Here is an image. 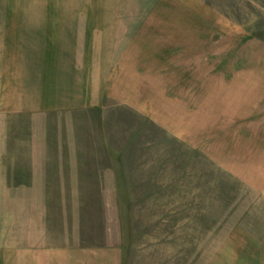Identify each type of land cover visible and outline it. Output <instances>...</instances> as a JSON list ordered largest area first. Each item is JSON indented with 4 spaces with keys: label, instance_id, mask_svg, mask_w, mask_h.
Segmentation results:
<instances>
[{
    "label": "rangeland",
    "instance_id": "rangeland-1",
    "mask_svg": "<svg viewBox=\"0 0 264 264\" xmlns=\"http://www.w3.org/2000/svg\"><path fill=\"white\" fill-rule=\"evenodd\" d=\"M41 3H49V15L61 16V5L84 14L93 6L94 15L133 17L135 26L157 22L166 42L179 44L182 75L198 84L183 94L190 97L182 95L179 109L166 106L165 127L109 105L101 126L123 181L117 198L49 200V224L58 223L54 211L74 215L86 207V232L75 238L122 244L124 264H264V188L251 185L264 186V154L249 140L264 139V120L237 118L240 107L243 115L264 116V94L254 109L239 104L237 86L264 83V0H0V17L44 14L34 8ZM34 58L1 55L0 88L13 90L15 76L21 87ZM225 80L236 81L226 95ZM29 124L28 116L0 111V264H28V254L20 253L32 239L67 237L52 225L48 235L31 229L42 201L4 192L11 149L30 141ZM238 125L246 128L240 148L232 140L237 135L225 134L226 127L239 132Z\"/></svg>",
    "mask_w": 264,
    "mask_h": 264
},
{
    "label": "crops",
    "instance_id": "crops-1",
    "mask_svg": "<svg viewBox=\"0 0 264 264\" xmlns=\"http://www.w3.org/2000/svg\"><path fill=\"white\" fill-rule=\"evenodd\" d=\"M35 7L50 8L49 3ZM61 7V16L49 15L47 9L29 18L0 17V32L4 35L0 39V56L35 57L21 87L16 86L15 76L13 90L0 88V111L28 116L31 130L29 142L15 143L11 149L5 175L9 191L4 192L14 194L13 198L44 203L45 207L33 211L41 217L37 223L31 221L34 231L39 228L48 235L52 225L62 236L67 232L66 239L60 242L48 236L32 239L28 250L20 253L28 254V264H124L122 244L75 238L74 233L82 237L86 232V207L78 208L74 215L54 211L58 223L49 224L48 201L117 198V185L123 181L112 146L106 141L107 130L101 126L105 109L120 105L165 127L161 120L166 106L174 104L175 110L179 109L176 107L182 106V95L192 92L191 88L198 84L182 75L180 47L176 48L179 44L166 42L165 32L159 30L157 22L143 20L135 26L133 17L94 15L93 6L87 14L80 9L71 11L67 5ZM23 24L29 27L28 34ZM5 77L11 79L10 74ZM235 82L225 80V95ZM237 86L239 104L248 102L255 109L263 103V82L245 81ZM183 96L190 97L191 93ZM240 110L238 120H264L263 115H243ZM58 120L60 126L56 128L54 121ZM242 127L238 125L236 133L225 128L228 137L237 135L232 140L239 148L246 136V128ZM249 140L264 154L261 136ZM251 185L264 188L261 180Z\"/></svg>",
    "mask_w": 264,
    "mask_h": 264
}]
</instances>
